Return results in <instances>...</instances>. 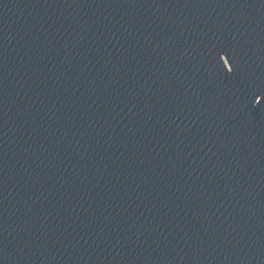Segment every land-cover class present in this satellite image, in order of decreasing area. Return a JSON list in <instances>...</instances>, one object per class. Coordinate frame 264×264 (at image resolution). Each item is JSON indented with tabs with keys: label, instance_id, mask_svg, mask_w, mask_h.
Segmentation results:
<instances>
[{
	"label": "water",
	"instance_id": "obj_1",
	"mask_svg": "<svg viewBox=\"0 0 264 264\" xmlns=\"http://www.w3.org/2000/svg\"><path fill=\"white\" fill-rule=\"evenodd\" d=\"M0 264H264V0H0Z\"/></svg>",
	"mask_w": 264,
	"mask_h": 264
},
{
	"label": "snow or ice",
	"instance_id": "obj_2",
	"mask_svg": "<svg viewBox=\"0 0 264 264\" xmlns=\"http://www.w3.org/2000/svg\"><path fill=\"white\" fill-rule=\"evenodd\" d=\"M225 56H227V53L224 54ZM229 60V59H228ZM234 70V69H233Z\"/></svg>",
	"mask_w": 264,
	"mask_h": 264
}]
</instances>
